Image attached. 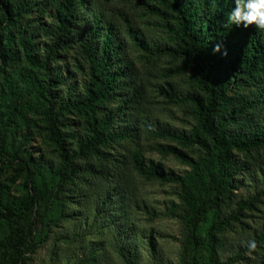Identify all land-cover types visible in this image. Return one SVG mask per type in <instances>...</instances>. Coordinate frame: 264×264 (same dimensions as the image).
I'll return each mask as SVG.
<instances>
[{"label": "trees", "instance_id": "trees-1", "mask_svg": "<svg viewBox=\"0 0 264 264\" xmlns=\"http://www.w3.org/2000/svg\"><path fill=\"white\" fill-rule=\"evenodd\" d=\"M134 1L166 40L94 0H0V264H27L50 235L51 261L141 264L142 248L156 252L134 212L142 207L183 221L196 250L183 251L187 264H264V214L243 220L262 211L263 190L234 199L247 178H264V30L225 27L234 0ZM161 56L169 64L156 70ZM150 77L189 128L139 108ZM37 135L49 154L32 145ZM143 146L188 170L146 159ZM135 175L176 184L180 202L151 212Z\"/></svg>", "mask_w": 264, "mask_h": 264}, {"label": "rangeland", "instance_id": "rangeland-1", "mask_svg": "<svg viewBox=\"0 0 264 264\" xmlns=\"http://www.w3.org/2000/svg\"><path fill=\"white\" fill-rule=\"evenodd\" d=\"M97 6L103 8L105 12L112 10H119L122 15L128 17L132 23L139 28V30L148 39L161 41L166 40L165 34L157 26L159 19L146 12L144 7L140 3L134 0L119 2L116 0H94ZM49 13V10H46ZM29 17L36 20V22H42L45 26L49 25L52 19L46 14H40L37 11H33ZM127 40V48L125 55L134 61L135 66L145 73V68L147 66L146 60L141 56L142 53L132 46V42L129 40L128 35L124 34ZM37 40H42V37H38ZM70 58H73L71 55ZM69 58V60H70ZM166 56H161L155 61L156 70H160L163 67L168 66ZM180 78H175L174 81H180ZM151 85H146L145 94L142 103H139V108L149 110L151 114L159 115L163 121H167L178 128H189L192 119L190 116L184 114L179 108L164 102L162 96L156 92L154 89V83L160 82L158 78L150 77ZM141 102V101H140ZM145 107V108H144ZM33 146L43 147L49 154L50 147L45 145L44 140L41 136L37 135L31 142ZM146 144V143H144ZM147 146V145H145ZM141 154L147 159H153L154 161H160L164 166L173 169L176 172H183L188 170V167L181 163L180 161L174 159L172 156L161 154L158 151L148 149L146 147L141 148ZM264 152V151H263ZM192 154L198 155V150H192ZM3 175V173H2ZM138 182L139 194L146 199L148 208L151 212L159 213L165 210L166 205L173 201L179 203L180 199L177 195L179 188L176 184L158 182L156 180L145 179L138 175H135ZM263 190V194L260 195L257 205L262 211L258 210H244L248 217H243L249 224H259L261 219L259 216L264 214V178L258 175L255 181H251L247 178V181L234 191L235 198L249 197L255 192ZM143 210H134L139 218V224L147 227L153 228L156 238V252L151 254L148 249H141V264H187L185 260L182 259L183 251H186V257L195 252L188 241L187 229L179 218L170 216H154L148 215L145 208ZM238 227V226H237ZM2 228L0 226V238L2 236ZM50 235V234H49ZM53 246V235L48 236L44 243L39 244L37 250L32 254L27 261V264H66L65 259L61 258L59 261H51V249ZM82 253L79 252V257ZM200 259L205 262L207 260V253L200 252ZM203 264V263H202Z\"/></svg>", "mask_w": 264, "mask_h": 264}, {"label": "clouds", "instance_id": "clouds-1", "mask_svg": "<svg viewBox=\"0 0 264 264\" xmlns=\"http://www.w3.org/2000/svg\"><path fill=\"white\" fill-rule=\"evenodd\" d=\"M234 8L230 11L225 23V27L231 25L248 28L256 25L258 29L264 30V0H234ZM221 45L217 44L214 51L219 52ZM224 55H227L225 50ZM252 246L255 244L253 242Z\"/></svg>", "mask_w": 264, "mask_h": 264}]
</instances>
